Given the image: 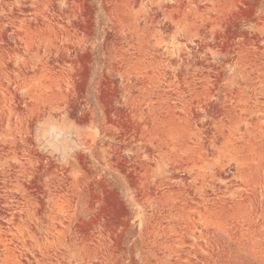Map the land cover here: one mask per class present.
<instances>
[{
	"label": "rangeland",
	"instance_id": "obj_1",
	"mask_svg": "<svg viewBox=\"0 0 264 264\" xmlns=\"http://www.w3.org/2000/svg\"><path fill=\"white\" fill-rule=\"evenodd\" d=\"M0 264H264V0H0Z\"/></svg>",
	"mask_w": 264,
	"mask_h": 264
}]
</instances>
